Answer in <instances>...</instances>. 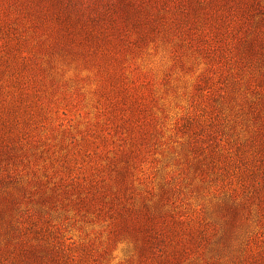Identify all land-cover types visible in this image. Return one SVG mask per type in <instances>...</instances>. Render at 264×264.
I'll return each mask as SVG.
<instances>
[{
	"label": "rangeland",
	"instance_id": "rangeland-1",
	"mask_svg": "<svg viewBox=\"0 0 264 264\" xmlns=\"http://www.w3.org/2000/svg\"><path fill=\"white\" fill-rule=\"evenodd\" d=\"M0 264H264V0H0Z\"/></svg>",
	"mask_w": 264,
	"mask_h": 264
}]
</instances>
